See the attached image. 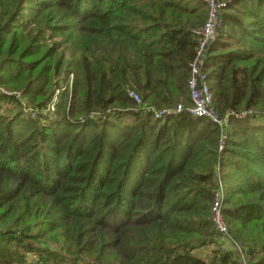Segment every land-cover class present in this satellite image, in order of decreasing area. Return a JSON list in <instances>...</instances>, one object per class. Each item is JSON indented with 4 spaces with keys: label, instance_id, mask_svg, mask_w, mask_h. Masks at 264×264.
<instances>
[{
    "label": "trees",
    "instance_id": "16d2710c",
    "mask_svg": "<svg viewBox=\"0 0 264 264\" xmlns=\"http://www.w3.org/2000/svg\"><path fill=\"white\" fill-rule=\"evenodd\" d=\"M218 2L201 70L216 114L247 111L220 150L210 118L145 109L190 103L204 2L0 0V264H264V0Z\"/></svg>",
    "mask_w": 264,
    "mask_h": 264
},
{
    "label": "built area",
    "instance_id": "2783aa9c",
    "mask_svg": "<svg viewBox=\"0 0 264 264\" xmlns=\"http://www.w3.org/2000/svg\"><path fill=\"white\" fill-rule=\"evenodd\" d=\"M199 1L205 3L207 14L202 25L199 27V29L195 30L196 34H198V39L195 48V56L191 63L190 76L187 78L186 81V87L188 90L190 103L183 108L178 103L174 106V108L152 109L151 107L147 106L145 109H150L155 118L160 117L163 114L178 112L182 109H185V112L192 116H205L210 118V120L218 126L221 132L217 142V149L220 150L225 142V134L223 130L227 126V117L225 115H234L235 117H242L247 113V111L235 113L231 109H226L224 115H218L211 107V92L209 90L205 74L201 70V61L207 44L214 38L219 26L220 3L218 2V0ZM129 96H131L135 102L139 103V98L135 94L130 92ZM221 196V189H217L213 193V197L209 207L210 220L221 240V249H226L230 247L241 254V250L238 244L234 240H232L227 234V226L220 213ZM241 257L242 263L248 264L244 260L242 255Z\"/></svg>",
    "mask_w": 264,
    "mask_h": 264
},
{
    "label": "rangeland",
    "instance_id": "374dc122",
    "mask_svg": "<svg viewBox=\"0 0 264 264\" xmlns=\"http://www.w3.org/2000/svg\"><path fill=\"white\" fill-rule=\"evenodd\" d=\"M54 39H56V40H59V37H55V38H53V39H51V41H53ZM51 41H45V43L46 44H50V42ZM60 49V48H59ZM55 54H56V56H58V59H63L62 60V64L60 65V67H59V69H60V71H62L63 70V67H65L66 65H67V57H68V55H64V56H62L61 54H62V52L60 51V50H58L57 52H55ZM53 59L55 60V58L54 57H52L51 58V61H53ZM45 62H47V59L46 60H44L43 61V63L42 64H44ZM60 71H58V72H60ZM57 77V76H56ZM56 77H54L53 78V80L56 78ZM52 80V81H53ZM70 81H71V77L70 76H68V83H70ZM65 83V82H64ZM64 83H61L60 85H53V86H51V88H49V87H47V89H46V93H47V99L48 100H51V101H54V102H56V103H60L62 106H63V109L66 107V105L68 104V96L67 95H64L63 96V99L61 100V101H59L60 100V94L61 93H63V94H65V92L64 91H62L61 92V90H59V88L61 87V86H63V84ZM49 92V93H48ZM61 92V93H60ZM27 101H25V103H26ZM1 104V109L3 110L4 109V104L3 103H0ZM42 112H43V114H46V113H48V114H54V111H55V107L53 106V105H51V104H48L45 108H43L42 110H41ZM26 113H30V112H26ZM48 245H50V244H48ZM210 250H211V247L210 246H207V247H205V248H202L201 250L199 249L197 252L199 253V256H201V257H206V256H208L209 255V253H210ZM30 258H31V256H29ZM33 258V257H32ZM29 260H31V259H29ZM28 264H40L39 262H28ZM75 264H80L79 262L78 263H75Z\"/></svg>",
    "mask_w": 264,
    "mask_h": 264
},
{
    "label": "crops",
    "instance_id": "0c3cea01",
    "mask_svg": "<svg viewBox=\"0 0 264 264\" xmlns=\"http://www.w3.org/2000/svg\"><path fill=\"white\" fill-rule=\"evenodd\" d=\"M189 99V98H188Z\"/></svg>",
    "mask_w": 264,
    "mask_h": 264
}]
</instances>
